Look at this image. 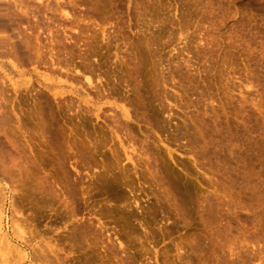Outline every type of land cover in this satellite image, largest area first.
<instances>
[{
  "label": "rangeland",
  "instance_id": "374dc122",
  "mask_svg": "<svg viewBox=\"0 0 264 264\" xmlns=\"http://www.w3.org/2000/svg\"><path fill=\"white\" fill-rule=\"evenodd\" d=\"M6 1L0 41L23 50L0 45V104L11 118L0 136L13 144L0 163V264H264V0H60L72 21L56 0ZM52 48L71 65L88 55L105 89L135 100L138 117L122 120L146 156L124 160L127 171L114 163L111 124L68 108L90 88L63 63L52 66ZM42 82L64 94L55 100ZM157 89L169 93L164 108ZM38 106L67 151L68 176L44 142ZM44 181L62 194L45 207ZM67 191L73 212L62 203ZM129 211L136 232L119 224ZM101 219L121 248L100 232ZM79 224H92L93 236L72 241Z\"/></svg>",
  "mask_w": 264,
  "mask_h": 264
},
{
  "label": "bare ground",
  "instance_id": "6f19581e",
  "mask_svg": "<svg viewBox=\"0 0 264 264\" xmlns=\"http://www.w3.org/2000/svg\"><path fill=\"white\" fill-rule=\"evenodd\" d=\"M3 1V0H2ZM6 1V0H5ZM7 1H10V0H7ZM6 1V2H7ZM20 1V0H19ZM19 1H17V2H19ZM23 1V0H22ZM22 1H21V3H22ZM37 1V4L40 6V4H44V3H47V1H48V4H46V6H48L49 4H50V1L51 0H36ZM11 2V1H10ZM14 2H16V1H14ZM24 2V1H23ZM21 3H19V5L21 4ZM16 4V3H15ZM55 5H56V10L60 13V16L62 17V18H64L65 20H69V21H72L71 20V18H72V14H71V12L68 10V3H66V2H61L60 0H56V2H55ZM39 6H36V7H39ZM10 7V6H9ZM16 7H19L20 8V6H18V5H16ZM22 7H23V3H22ZM21 7V8H22ZM6 8H7V6H6ZM25 9V8H24ZM20 10H23V9H20ZM11 11V10H10ZM18 11V10H17ZM21 12V11H20ZM24 13H26V12H24ZM6 16H8V15H6ZM18 16V15H17ZM16 17V16H15ZM15 17H12V18H14V20H17V18L15 19ZM11 18V19H12ZM10 19V18H9ZM8 19V20H9ZM13 20V19H12ZM11 23H15V22H11ZM63 23V22H62ZM61 23V25H63ZM71 24H72V22H71ZM11 26V25H10ZM7 28H9V27H7ZM11 28H12V26H11ZM102 36H103V38H107L108 36L110 37V35L108 34V33H106L105 32V30H103L102 32ZM67 36V35H66ZM6 37V36H5ZM7 37H9V36H7ZM2 38V37H1ZM66 38V37H65ZM10 38H5V39H3V42L2 41H0V45L1 44H4V48L2 47V51H3V49H7V52L8 53H18V52H20L21 50H23V47L20 45V47L18 48V47H16V44H15V47L13 46V44H11L12 42L9 40ZM69 39V38H68ZM71 39V38H70ZM108 39V38H107ZM21 41V40H20ZM110 41V40H109ZM13 42H15V41H13ZM109 43V42H108ZM152 43V42H151ZM66 45V44H65ZM3 46V45H2ZM64 46V45H63ZM1 47V46H0ZM5 49V50H6ZM136 49V48H135ZM4 50V51H5ZM54 48H52V53H50V60H51V63H52V66H60L61 65V63H63V66H65V67H68L66 70L67 71H69V70H71V71H74V73H76V76L74 75L73 77L76 79V80H78L79 82L82 80L83 81V83H84V85H86V86H88L89 88H90V90H86V92H85V96H81L80 97V93H77V96H78V98H76V99H74V98H72V97H69L68 98V108L70 109V110H74L75 112H76V114H77V116H84L85 118H87V117H89V116H94L96 119H101V118H103L105 121H108L110 124H111V126H112V130H113V132L115 133V135H116V137H117V139H118V141H119V146H120V148L121 149H119V146H117L118 148H115V150L113 149V153H114V159H115V162H114V160H112L115 164H116V166L119 168V170L121 169V170H125L126 169V171H127V167H126V165L125 164H123V161L124 160H127V161H129V162H131V163H133L134 165H136V162L137 161H140V159L142 158V157H144V156H146V154H145V152H143L142 151V149L141 148H139V147H137V145L135 144V142L131 139V137H129V135H128V132H126L127 130H128V125H127V123L125 122H123V120H122V118H127V119H134V117H138V107H136V105H135V100H134V102L133 101H128V102H123V103H121V102H119V101H122L123 100V96L122 97H120V96H118V92H117V90H116V88L114 87L112 90H109V89H105V86L102 84V82H101V80H102V78H101V76L100 75H97V72H96V69L97 68H95V66H93V64L90 62V58L88 57V55H83V57H82V66H77L75 63L73 64V65H71V61L70 60H65L64 62L63 61H61V58H59V56H58V54L57 53H54ZM64 51V50H63ZM90 51V50H89ZM92 51V50H91ZM118 52V51H117ZM1 53V52H0ZM3 53V52H2ZM34 53H35V57H36V59H37V61L42 57L41 56V52H40V50L39 49H35V51H34ZM67 53V52H66ZM19 54V53H18ZM21 54H23V53H21ZM84 54V53H83ZM2 55V54H1ZM3 55H5V54H3ZM2 55V56H3ZM13 55V54H12ZM12 55H10V56H12ZM136 55V54H135ZM15 56V55H14ZM44 56V55H43ZM145 56V55H144ZM13 57V56H12ZM18 57V56H17ZM20 57V56H19ZM14 58V57H13ZM65 59V58H64ZM138 59V58H137ZM141 60V59H140ZM146 60V59H145ZM42 62V61H41ZM138 62V61H137ZM60 64V65H59ZM142 65H143V63H142ZM0 66H2L1 64H0ZM155 69H156V71L158 70V65H155ZM60 68V67H59ZM63 68V67H62ZM139 68V67H138ZM50 69V68H49ZM140 69V68H139ZM138 71V70H137ZM139 72H141V71H139ZM138 72V73H139ZM95 73H96V75H97V83H94V80H93V76H95ZM161 77L162 78H164L165 79V75H163V73L161 72ZM57 78V77H56ZM60 79V78H59ZM58 79V81H60ZM166 82V81H165ZM45 88H47L50 92H51V94L53 95V98L55 99V100H57L58 98H59V96L60 95H63L64 94V92H62V91H59V90H57L56 88H58V85H51V84H48V83H46V82H42L41 83ZM1 85V84H0ZM53 87V88H52ZM1 88V87H0ZM83 88V87H82ZM3 90H4V88H2ZM2 91V90H1ZM93 91V92H92ZM62 92V93H61ZM79 92V91H78ZM156 92V95H157V97L159 98V104L161 103V108H164V106H162V97L163 98H167L168 97V92L167 91H163V90H159L158 91V89H157V91H155ZM140 93V92H139ZM4 94V93H3ZM38 95H39V93H38ZM137 95V94H136ZM0 96H2L1 94H0ZM72 96V95H71ZM44 98V97H43ZM67 97L65 96V98H64V100L66 99ZM137 97H135V99H136ZM42 99V98H41ZM109 99H111V100H113V101H109ZM67 100V99H66ZM132 100V99H131ZM137 100V99H136ZM124 101V100H123ZM127 101V100H126ZM144 101V100H143ZM59 102V101H58ZM101 103H106V104H108V105H110L106 110H104V107H102L101 106ZM127 103L128 104H130V106H132L133 108H132V111H133V113L134 114H132V112H131V109L130 108H128L127 107ZM137 103V102H136ZM140 102H138V104H139ZM37 104V103H36ZM141 104V103H140ZM38 105H39V103H38ZM142 105V104H141ZM47 107V106H46ZM3 109V110H2ZM45 107H43V106H38V107H36V109L34 110V113H35V116L37 117V119H40V124H42V131H43V133H44V135L47 137L46 138V141H44V142H46L47 144L46 145H48V147H49V149L52 151V152H54L55 154H56V156H58V154H59V160H61L59 163H61V169H62V172L66 175V176H68V175H70V173H71V171H70V169H68L67 167H66V160H67V158H68V155L66 154V150H65V148H64V146L61 144V142L59 141V137H58V135H57V133L54 131L55 129H53L52 128V123H50L49 121H48V118L46 119V117H45V115H44V113H45ZM162 110V109H161ZM47 112V111H46ZM110 112V113H109ZM0 113H1V116H2V119L0 118V127H1V124H3V126H5V123L6 124H8L9 123V121H10V116H7V112H4V107H2L1 106V104H0ZM34 113H33V115H34ZM45 114H47V113H45ZM10 115V114H9ZM39 124V125H40ZM9 125H10V123H9ZM7 126V125H6ZM8 127V126H7ZM1 129V128H0ZM6 130V129H5ZM119 131H121L125 136H126V143L123 141V139H121V134L119 135ZM2 134H4V132L3 133H1V136H0V163H2L4 160L6 161V159H4V153H6L8 150H9V144H11V143H9L10 142V139L5 135V137H4V135H2ZM43 136V135H42ZM44 136V137H45ZM3 137V138H2ZM123 137V136H122ZM44 140H45V138H43ZM14 142V141H13ZM11 145H13V144H11ZM116 145H118V144H116ZM46 147V146H45ZM95 147V146H94ZM93 149V148H92ZM96 149V148H95ZM98 149V148H97ZM16 150V149H15ZM91 150V149H90ZM10 151H8L7 153H9ZM81 151H77V155H81V153H80ZM94 152V151H93ZM95 153H96V151H95ZM3 154V155H2ZM10 154V153H9ZM113 155V154H112ZM48 159V158H47ZM55 159V158H54ZM11 160H12V158H11ZM9 161V160H8ZM6 163H7V161H6ZM6 163L4 164L5 166H6ZM28 163V162H27ZM31 163V162H30ZM34 163H35V161H34ZM34 163H32V164H34ZM43 163V162H42ZM45 163H46V161H45ZM50 163V162H49ZM55 163V162H54ZM53 163V164H54ZM9 164V163H8ZM7 164V165H8ZM58 164V163H57ZM26 165V164H25ZM44 165V164H43ZM55 165V164H54ZM72 165V168H74L75 170H76V172L77 173H79V174H81V169H80V167H79V164H71ZM2 166V165H1ZM0 166V167H1ZM18 166H19V164H18ZM8 167V166H7ZM11 167V166H10ZM54 167V166H53ZM59 166H58V168H60ZM5 168V167H4ZM4 168H2V171H3V169ZM14 168V167H13ZM16 168V167H15ZM34 168V167H33ZM33 168H29L28 170L30 171V170H32ZM56 168V167H55ZM89 168V167H88ZM91 168V167H90ZM115 168V167H114ZM10 169V168H9ZM36 169V168H35ZM10 170H12V169H10ZM0 171H1V169H0ZM28 171V172H29ZM37 171V170H36ZM45 171V170H44ZM7 172V171H6ZM35 172V171H34ZM120 172V171H119ZM8 173V172H7ZM33 173V172H32ZM46 173V172H45ZM57 173H61V172H57ZM3 174V173H2ZM8 174H10V173H8ZM3 175H5V174H3ZM101 175V174H100ZM107 175H109V174H107ZM60 176H61V174H60ZM105 176V175H104ZM7 177H8V175H7ZM37 177V176H36ZM36 177H35V181H36ZM55 177V176H54ZM95 177H97V176H95ZM42 178V177H41ZM107 178V177H106ZM108 178H109V176H108ZM111 178V177H110ZM113 178V177H112ZM118 178V177H117ZM38 179V178H37ZM44 179V178H43ZM43 179H41L42 181H43ZM92 179V178H91ZM97 181L99 180V178H95ZM102 179V178H101ZM103 179H105V178H103ZM102 179V180H103ZM46 180V179H45ZM95 180V181H96ZM107 179H105V181H106ZM117 180V179H116ZM38 181V180H37ZM101 181V180H100ZM112 180H110V182H111ZM94 182V181H93ZM108 182H109V180H108ZM49 183H50V180H49ZM49 183H47V181H44V183L40 186V184H39V186H40V188H39V196L41 195L42 197H43V206L44 205H46V204H48V203H46V200L47 201H49V200H54V199H61V197H62V194L61 193H59L54 187H53V185H51V184H49ZM95 183H97V185L100 183H98V182H95ZM113 183V182H112ZM35 184V183H34ZM93 184V183H92ZM108 184V183H107ZM117 184V183H116ZM36 185H37V182H36ZM38 186V185H37ZM38 188V187H37ZM37 190V189H36ZM67 190V189H66ZM35 192V191H34ZM68 192V191H67ZM37 194H33V195H37ZM2 197V196H1ZM27 197V196H26ZM72 197V192L70 193V192H68V194H67V196H66V198L64 199V200H62L63 202V205L66 207V208H70V205H71V203H70V198ZM32 198H33V196H32ZM27 199V198H26ZM34 199V198H33ZM37 199H38V196H37ZM40 200V199H39ZM45 200V201H44ZM34 201V200H33ZM35 202H36V200H35ZM135 202L137 203V200H135ZM45 203V204H44ZM51 203V202H50ZM34 204H36V203H33V205ZM38 204H40V203H38ZM37 206V205H36ZM35 206V207H36ZM42 207V206H41ZM40 207V208H41ZM45 207V206H44ZM37 208V207H36ZM39 208V207H38ZM70 210H72V212H73V206H72V209L70 208ZM134 212H127V213H125V214H123V216H122V220H120L119 221V224L123 227V228H125V229H130V230H132V231H134L135 230V232H136V228L133 226V225H130V223H129V220L130 219H132L133 218V216H134V214H133ZM104 214V213H103ZM103 216V215H102ZM138 216H136V218H137ZM28 219H29V217H27ZM100 218V217H99ZM35 219V218H34ZM33 219V220H34ZM103 219H104V217H103ZM135 219V218H134ZM135 220H137V219H135ZM28 222V221H27ZM95 222V221H94ZM105 222V221H104ZM103 221H102V219L101 220H99V222H98V227H99V230H100V232L101 233H103V232H105V233H107V238L109 239V241H117L118 242V246H119V248H121L122 247V245H123V242L121 241V238H120V235L119 234H116V233H114V235L113 234H111L110 233V231L108 230V228H107V225H105V223H104ZM139 222V221H138ZM96 224V223H95ZM143 224V223H142ZM90 225H92V224H90ZM90 225L89 226H86V225H84V224H79V225H77V226H75L72 230H71V234H70V239L72 240V241H77V240H79V239H82V240H87V237L88 236H90V234H92V236H93V233H91L92 232V230H93V228L92 227H90ZM31 226V225H30ZM141 226V225H140ZM143 226V225H142ZM93 227H94V225H93ZM98 227H96V230H97V228ZM31 228V227H30ZM99 230H98V232H99ZM27 231V230H26ZM31 231V230H30ZM98 232L96 233V232H94V233H96V235H98ZM100 232H99V235H100ZM118 233H119V231H118ZM128 233V232H127ZM25 234H26V232H25ZM104 234V233H103ZM102 234V235H103ZM27 235H28V232H27ZM96 235H94V236H96ZM98 235V236H99ZM104 236V235H103ZM27 238V237H26ZM28 238H30L29 236H28ZM99 238V240H98V242L100 241V237H98ZM97 238V236H96V239H98ZM105 238V237H104ZM106 238V239H107ZM89 239V238H88ZM92 239V238H91ZM27 240H29V239H27ZM102 240H104V239H102ZM102 240H101V242H102ZM25 241H26V239H25ZM95 241V240H94ZM105 241V240H104ZM117 242L116 243H114V245L115 244H117ZM95 243V242H94ZM108 243H110V242H108ZM110 246H111V243H110ZM107 247V246H106ZM114 247V246H113ZM89 248V247H88ZM93 249H94V246L92 247ZM105 248V247H104ZM118 248V247H117ZM118 248V249H119ZM109 249H110V247H109ZM126 248H125V246H124V248H123V250H125ZM37 250V249H36ZM87 250V249H86ZM91 250V249H90ZM89 250V251H90ZM107 250V252H108V249H106ZM113 250V249H112ZM42 251V250H41ZM93 252H94V250H92ZM110 251V250H109ZM93 252H92V255H93ZM41 253V252H40ZM91 253V252H90ZM96 253V252H95ZM112 253H114V252H112ZM97 254V253H96ZM95 254V255H96ZM38 255V254H37ZM42 255V254H41ZM40 255V257H42ZM94 255V256H95ZM99 255V254H98ZM44 256H46V254L44 255ZM87 256H90V254L88 253L87 254ZM47 257V256H46ZM92 257V256H91ZM37 258H39L38 256H37ZM86 258V257H85ZM100 258H101V256H100ZM99 258V259H100ZM83 259V258H82ZM81 259V260H82ZM94 259V258H93ZM43 260H44V258H43ZM86 261H88V258H86L85 259ZM40 261V260H39ZM45 261V260H44ZM95 261V260H94ZM91 262V261H90ZM105 263V262H104ZM80 264V263H79ZM83 264V263H82ZM93 264H94V262H93ZM101 264H103V263H101Z\"/></svg>",
  "mask_w": 264,
  "mask_h": 264
}]
</instances>
